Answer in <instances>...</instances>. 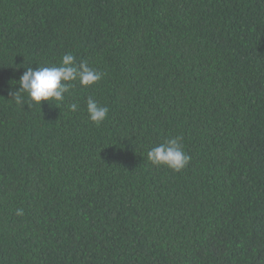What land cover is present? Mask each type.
<instances>
[{"label": "trees", "instance_id": "trees-1", "mask_svg": "<svg viewBox=\"0 0 264 264\" xmlns=\"http://www.w3.org/2000/svg\"><path fill=\"white\" fill-rule=\"evenodd\" d=\"M67 53L102 79L12 100ZM0 264H264V0H0Z\"/></svg>", "mask_w": 264, "mask_h": 264}, {"label": "clouds", "instance_id": "clouds-1", "mask_svg": "<svg viewBox=\"0 0 264 264\" xmlns=\"http://www.w3.org/2000/svg\"><path fill=\"white\" fill-rule=\"evenodd\" d=\"M103 73L89 67L87 61L76 63L72 53L63 55L59 66H31L20 76L19 90L10 91L9 95L17 105H24L27 101L41 104L42 101H55L63 104L65 94L74 87L73 81L79 80L81 86H91L102 79ZM24 94H27V101ZM70 111H77L79 105H67ZM86 110L89 118L97 125L101 124L109 113L108 106L99 105L91 96L87 98ZM181 138L174 137L166 140L147 152V159L154 165H164L180 171L187 166L191 157L185 153L181 145ZM17 215H23V209L17 210Z\"/></svg>", "mask_w": 264, "mask_h": 264}]
</instances>
